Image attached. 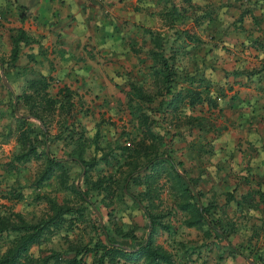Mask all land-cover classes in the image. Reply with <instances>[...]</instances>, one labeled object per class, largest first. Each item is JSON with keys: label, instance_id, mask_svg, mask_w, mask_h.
<instances>
[{"label": "crops", "instance_id": "1", "mask_svg": "<svg viewBox=\"0 0 264 264\" xmlns=\"http://www.w3.org/2000/svg\"><path fill=\"white\" fill-rule=\"evenodd\" d=\"M164 1L0 0V59L8 61L12 38L20 30L26 41L19 43L13 62L15 84L50 75L56 84L76 90L81 100H99L102 94L114 101L125 99L124 84L149 87L154 36L165 41L176 29L178 37L163 47L185 52L174 62L176 86L200 89L203 77L211 97L220 88L223 93L216 107L203 110L210 126L204 136L211 146L199 167L193 161V175L206 184L205 196L245 195L246 209L264 218V94L259 96L245 74L224 76V70L264 64V0H192L189 16L173 25L164 20ZM201 11L206 19L195 23ZM183 29L203 42L179 36ZM222 29L229 35L211 37ZM7 81L13 86L12 79Z\"/></svg>", "mask_w": 264, "mask_h": 264}, {"label": "trees", "instance_id": "2", "mask_svg": "<svg viewBox=\"0 0 264 264\" xmlns=\"http://www.w3.org/2000/svg\"><path fill=\"white\" fill-rule=\"evenodd\" d=\"M176 1L180 4L176 3ZM164 3L165 9L162 14L165 22L171 23V25H173V22L177 18H187L189 16L187 14L189 9L195 8L192 0H165ZM206 16L207 14L202 13L201 16L195 18L196 21L193 20L195 23H200V21L206 19ZM208 18L211 19V17ZM171 25H169L170 30L174 28ZM176 34V29H173V34L169 38H177L178 34ZM219 34L229 35L228 31L226 33V29H222V32H217L215 36L211 35V37L219 40ZM179 36L188 41L192 40L195 43L199 41L203 42L189 29H183ZM154 38L155 47L149 50L148 53L151 59L150 70L152 74L149 87L142 88L139 84L129 82L127 83L128 91L125 95L129 114L132 116V121H134L131 123L132 130L135 133L140 132L141 135L137 137L134 133L130 139V146L124 144L121 146L118 143H114L113 145L114 148L124 155L123 164L127 168L124 169L125 171H120V173H123L117 178H114L112 174H107L93 181L94 186H101L103 188L105 187L102 185L104 183L108 182L110 186L114 184V188H117L121 193H123V187L129 182L143 185L144 190L138 195L140 198L130 194L128 191L126 194L145 216L149 230H146L140 239H135V236H130L126 232L119 233L118 231L117 234L114 231H108L104 225H99L98 221H95L92 227L99 235L91 247H87L85 250L87 251L86 253H91V264H118L120 261L128 263L144 261L149 264L173 263V259L169 253L155 243V237L159 231H165L168 234L174 232L168 223L160 219L162 218L160 213L152 211V198H158L152 186L161 175H164L169 181L175 206L180 212L185 214L182 223L186 227H193L201 231L205 237L212 234L213 238L218 242L222 238H226L227 232L224 226L220 225L216 219L210 217V210L215 204V200L213 199L215 193L204 197L206 199L205 203H199L198 197H202V194L204 196L203 191H208L204 190L206 184L204 182L200 184L199 176L193 175L194 171L188 172L185 170L187 168L186 164H190L191 168H195L193 161L198 162L197 167L200 166L202 160L205 161L202 153L207 152L211 144L206 139V136H204L210 126H207L209 116L203 114V110L207 107L209 109L217 106V99L222 97L223 94L222 89H219L215 97H211L208 93L209 82L203 77H199L198 79V81L201 80L203 83L200 89H182L176 86L177 69L174 62L177 54L182 55L185 52H176L175 50L165 52L163 49L164 44H169L170 39L167 38L163 41L158 34ZM25 41L24 33L19 30L12 38V47L8 61L0 59V69L2 71L7 69L5 71L6 79L10 80L7 75L12 76L13 85L20 88L19 93H15L11 89L7 90L10 99V112L15 115L16 107L21 105L26 109L27 114L41 122L44 128L37 125L38 132L36 134L39 138L27 134L26 129L30 127L21 129L19 140L24 146L13 157V161L24 163L31 159L39 160L43 158V165L34 178L35 184L42 186L51 178H57L59 183L63 185L64 176L66 178V166H68L66 163L67 158H71L70 160L75 162L83 173L90 171L95 166L96 161L87 160L83 157V150L78 142L81 138L80 132L73 131L65 124V117L70 116L74 108L72 99L77 94L76 90L70 89L64 84H56V81L52 80L50 75H40L26 83L15 84L14 78L16 76L12 75V73L15 74L12 71L14 68L13 62L18 56L19 43ZM256 43L259 44L258 41ZM215 45L216 43H214ZM224 73L225 77L229 74H245L251 85H254L253 88L259 91V96H264L261 95L264 94V85L261 84L264 75V64H259L246 70L240 68L230 71L224 70ZM188 79L193 80L192 77ZM51 85L57 88L53 96L49 92ZM196 106L200 107V114L193 115L192 113L195 112ZM187 111L190 113H186ZM156 115L158 117H155ZM54 116L57 117L56 122L59 124L60 130L56 135L50 137L47 125ZM16 120L18 122L25 121L23 116ZM158 121L161 123H158ZM167 126L174 127L175 135L181 139L187 137L189 130L185 131L184 134L180 130L194 126L198 129L197 135H194L193 132L190 133V139H187L186 145L180 149V152H178L180 156H177V158L170 156L169 152H173L172 148L166 149L167 145H172V142L166 140V134L169 131L168 128H165ZM28 130L30 131V129ZM63 133L64 136L61 137ZM122 133L124 132L122 131ZM175 135L174 137H176ZM60 137L63 138L65 144L73 141L79 145V147L76 146L75 148V157L67 155L69 157H66V159L57 158L50 153V148L47 151L44 149L38 150V142H41L44 147L48 143H51L53 138L59 140ZM183 157L190 160H185ZM102 159L106 160L104 156ZM141 160L143 161L140 163ZM178 169L181 171H178ZM72 191L84 204H93L86 190H81L74 186ZM224 195V205L232 203L236 208L246 209L247 202H245V195L239 199H236L229 191L225 192ZM141 198L146 199L147 205H141ZM84 207L50 201L49 210L51 212L35 221L26 220L18 213H10L8 216L5 213L0 215V235L2 232L15 233L12 245L0 253V264H84L81 261V256H79V249H75L73 256L70 258L62 257L59 252H52L36 260L28 256V250L31 246L38 244L43 238L52 235L62 224L70 225L82 218V208ZM260 220V222H264L263 217ZM128 236L135 240L134 243H130ZM225 248L228 254L232 256L239 254L245 259L249 257V255H245L242 253L243 251H240L228 242H226ZM251 262L252 264H264V250L257 252V255L252 257Z\"/></svg>", "mask_w": 264, "mask_h": 264}, {"label": "rangeland", "instance_id": "3", "mask_svg": "<svg viewBox=\"0 0 264 264\" xmlns=\"http://www.w3.org/2000/svg\"><path fill=\"white\" fill-rule=\"evenodd\" d=\"M0 70L2 71V69ZM5 71H2L1 74L6 78ZM1 74L0 215L5 213L8 216L10 213H18L26 220L35 221L51 212L49 210L50 201L80 207L85 206L82 208V218L70 225L62 224L52 235L31 246L28 250V256L36 260L52 252H59L62 257L70 258L73 256L74 250L79 249L81 261L84 264H91V253H86L87 251L85 250L87 247H91L99 235L92 227L95 221H98L99 225H104L108 231H114L117 234L118 231L119 233L126 232L130 236H135V239H140L147 230V221L141 210L126 192L128 191L130 194L140 198L138 195L144 190V186L129 182L123 187V193H121L117 188H114V184L110 186L108 182L102 184L105 186L104 188L93 185V181L96 178L107 174H112L114 178H117L123 173H120V171L127 168L123 164L124 155L113 147L114 143H118L121 146L123 144L130 146V139L135 133L131 127V123L134 121H132V116L129 114L125 99L121 98L113 101L103 97L102 94L101 96L98 95L100 97L99 100L89 96H87L86 100H81L77 94L73 96L74 108L70 116L65 117V124L73 131L80 132L81 138L78 142L82 147L83 157L87 160H95L96 164L90 171L83 173V171L79 170L77 164L70 160L71 158H67L66 163L68 166H66V178L64 176L63 185L59 183L57 178H51L42 186H38L35 184L34 178L43 165V158L18 163L13 161V157L24 146L19 140L21 129L30 127L28 128L30 131L26 129L27 134L32 137H38L36 134L38 132L37 125L41 128H44V126L34 118L24 117L28 114L21 105L16 107L15 111L22 115L25 121L18 122L16 120L21 116L13 115L10 112L8 89L1 81ZM7 76L10 79L13 78L12 76ZM8 84L15 93L20 92L18 86H12L9 82ZM261 84L264 85V82ZM253 86L252 84L251 87ZM124 87L128 88L126 84H124ZM56 90L57 88L54 85L49 87V92L52 96ZM91 97H94V95L91 94ZM195 109V112L198 113L200 107ZM155 117L158 116L156 115ZM56 118L54 116L47 125L50 137L56 135L60 130ZM158 123L161 122L158 121ZM165 128L169 129L166 134V140L172 142V145H167L166 149H173L172 153L169 152L173 158L180 156L178 152L186 145L187 139H190V133L193 132L194 135H197L198 132L196 126L184 128L185 130H180V132L184 134L185 131L189 130V133L186 138L181 139L175 135L174 127L167 126ZM135 134L137 137L141 135L140 132ZM62 136H64V133ZM61 137L59 140L53 138L52 142L44 147L41 142H38V150L44 149L47 151L50 148V153L57 158L66 159V157H69L67 155L75 157V148L76 146L79 147V145L73 141L65 144ZM103 156L106 160L102 159ZM186 167L185 170L188 172L194 169V167H190V164H186ZM178 171L181 170L178 169ZM169 185V181L164 175H161L153 183L152 187L158 198H152V211L160 213L162 215L160 219L168 223L174 231L171 234L159 231L155 237V243L160 245L173 259L172 264H252V257H255L257 252L264 250V222H260L262 217H257L258 212L239 209L234 207L233 204L224 205L223 197L215 194L213 198L215 204L210 210V217L216 219L220 225L224 226L227 232L226 238H222L218 242L213 238L212 234L205 237L201 231L193 227H186L182 223L185 214L180 212L175 206ZM74 186L81 190H86L93 204H84L72 191ZM204 197L207 196L202 194V197H198V202L205 203L206 199ZM140 203L141 205H147L145 198H141ZM218 231L220 230L218 229ZM14 236L15 233L2 232L0 235V253L12 245ZM130 236H128L130 243H134L135 240L130 238ZM226 242L243 251L242 253L249 255V257L245 259L239 254L233 256L228 254L225 248ZM118 264L149 263L144 261L136 263L120 261Z\"/></svg>", "mask_w": 264, "mask_h": 264}, {"label": "water", "instance_id": "4", "mask_svg": "<svg viewBox=\"0 0 264 264\" xmlns=\"http://www.w3.org/2000/svg\"><path fill=\"white\" fill-rule=\"evenodd\" d=\"M2 73V71L0 70V74ZM1 81H2V83L7 87V89L8 90H10L11 88H10V86H9V84H8V82H7V80H6V78L4 77V75L3 74H1ZM16 115H18V116H22V115H20V114H18L17 112L15 113ZM24 117H30L29 115H26V116H24ZM31 118H33V117H31ZM99 217V216H98ZM149 230V226H147V231Z\"/></svg>", "mask_w": 264, "mask_h": 264}]
</instances>
